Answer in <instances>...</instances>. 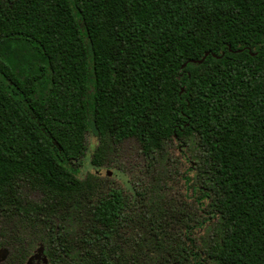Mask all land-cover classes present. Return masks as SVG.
Instances as JSON below:
<instances>
[{
  "label": "trees",
  "instance_id": "16d2710c",
  "mask_svg": "<svg viewBox=\"0 0 264 264\" xmlns=\"http://www.w3.org/2000/svg\"><path fill=\"white\" fill-rule=\"evenodd\" d=\"M191 145L193 199L149 183ZM0 216L13 264H264V0H0Z\"/></svg>",
  "mask_w": 264,
  "mask_h": 264
},
{
  "label": "rangeland",
  "instance_id": "374dc122",
  "mask_svg": "<svg viewBox=\"0 0 264 264\" xmlns=\"http://www.w3.org/2000/svg\"><path fill=\"white\" fill-rule=\"evenodd\" d=\"M89 142V157L85 162L83 172L85 175L96 172L100 173L103 177L108 176L114 185H117L125 190V181L131 178V175L137 173V167L140 163V152L138 144L134 140H126L120 144H112L105 149L101 159V167L91 165V157L98 148L100 143L99 137L93 133L88 135ZM195 146L191 145L186 148H176L172 146L166 147L161 160L155 167L150 168L147 180L149 183L153 178L159 179L168 185L170 191L185 193L188 189V198L193 199L192 190L190 188L191 182L186 184V176L194 178L195 170L192 168L193 164L190 163V157ZM169 151V152H168ZM168 152V153H167ZM192 165V166H191ZM138 174V173H137ZM136 175V174H135ZM143 177V172L139 174ZM155 184V183H154ZM26 194L29 198L40 201L41 194L38 191L27 190ZM30 233L21 228V224L15 221L6 220L0 216V240L6 241L7 244L1 248H7L8 255L6 259L0 264H13L16 257V249L20 242H27ZM39 245H37L33 252H36ZM0 248V249H1Z\"/></svg>",
  "mask_w": 264,
  "mask_h": 264
},
{
  "label": "water",
  "instance_id": "95a60500",
  "mask_svg": "<svg viewBox=\"0 0 264 264\" xmlns=\"http://www.w3.org/2000/svg\"><path fill=\"white\" fill-rule=\"evenodd\" d=\"M208 55V52L205 53V55L201 58V59H194L193 62H203V60L207 57ZM43 251H44V246H41L38 251L29 258V261L27 264H33V261L35 258H40L42 257L43 261L46 262L47 261V258L46 256L43 254ZM8 255V250L7 248H1L0 249V262L4 261L6 259ZM43 255V256H42Z\"/></svg>",
  "mask_w": 264,
  "mask_h": 264
}]
</instances>
